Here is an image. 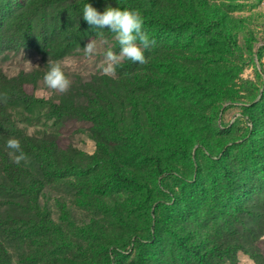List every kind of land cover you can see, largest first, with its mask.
<instances>
[{"label":"rangeland","instance_id":"obj_1","mask_svg":"<svg viewBox=\"0 0 264 264\" xmlns=\"http://www.w3.org/2000/svg\"><path fill=\"white\" fill-rule=\"evenodd\" d=\"M161 9L177 28L149 34L147 63L125 60L115 77L99 67L103 41L119 53L115 36L89 39L92 58L83 47L59 60L34 49L0 56V99L16 129L0 133V239L10 264H198L182 242L215 264H259L244 251L220 254L227 239L264 254V235L256 249L247 243L264 228V186L243 214L213 195L225 187L224 168L264 178V0H161ZM50 58L72 81L67 93L44 84ZM20 90L42 103H10ZM55 104L82 113L59 120ZM9 138L36 181H7ZM52 142L57 158L42 169L37 148ZM114 167L134 183L116 181Z\"/></svg>","mask_w":264,"mask_h":264},{"label":"trees","instance_id":"obj_2","mask_svg":"<svg viewBox=\"0 0 264 264\" xmlns=\"http://www.w3.org/2000/svg\"><path fill=\"white\" fill-rule=\"evenodd\" d=\"M111 0H0V56L6 52H18L21 49H34L40 54L49 55L54 59H63L85 46L86 42L93 37H113L114 33L108 28L94 29L83 19V7L90 3L98 11L103 12ZM116 6L140 10L144 25L143 28L148 34H160L166 29L177 28L169 22L161 9V0H116ZM215 43L216 41H212ZM125 64L118 67L122 69ZM24 77L21 74L14 78L17 82ZM12 104H24L28 108H34L42 103L41 100L28 95L23 90L18 91L9 98ZM6 105L0 99V133L4 131H14L15 125L11 116L7 113ZM51 115L57 119H63L67 115L81 114L82 110L77 107H66L65 105L55 104L52 107ZM26 152L33 153L35 150L26 148ZM39 158L42 161V169H46L51 161L57 158V144L48 143L41 148ZM218 156V155H217ZM157 164L160 162L157 156H153ZM218 159V158H216ZM113 178L124 184H132L134 181L119 173L118 168L114 167ZM6 179L15 185H22L28 181H36L34 174L19 164L8 159L6 163ZM224 188L215 190L213 198L219 203L235 205L238 214H243L244 207L248 202L255 201L254 193L264 186V178L259 182H247L238 177L235 173L224 168L223 175ZM229 209V208H227ZM255 215V214H254ZM254 217V216H253ZM258 213L256 218L261 221ZM243 219V218H242ZM244 224H245V218ZM192 224V222H191ZM242 221L235 224L241 226ZM255 231L258 233L257 228ZM264 235L262 228L259 236L253 242H247L256 249L260 235ZM245 241L232 242L227 239L222 244L221 260L225 261V255L238 254L241 251L249 254L259 264L264 261V254L261 252H251L247 250ZM188 258H193L198 264H215L211 259L210 253H201L199 248L189 245L187 242L180 244ZM0 264H10L8 252L0 239Z\"/></svg>","mask_w":264,"mask_h":264},{"label":"clouds","instance_id":"obj_3","mask_svg":"<svg viewBox=\"0 0 264 264\" xmlns=\"http://www.w3.org/2000/svg\"><path fill=\"white\" fill-rule=\"evenodd\" d=\"M83 19L94 29L108 28L115 34V40L119 44V53L112 50L107 40L103 43L107 46L103 53V60L99 65L105 75L115 77L117 66L125 60L140 65L147 63L146 50L155 44L149 34L144 30V19L138 9L112 7L109 5L103 12L98 11L92 4L86 3L83 7ZM84 56L92 58L98 53V45L95 39L90 40L83 47ZM44 73L43 81L45 86L55 92L67 93L72 81L66 75L60 61L49 59ZM11 151L9 156L13 162L20 164L26 161L27 156L21 148V143L16 138H9L6 144Z\"/></svg>","mask_w":264,"mask_h":264}]
</instances>
